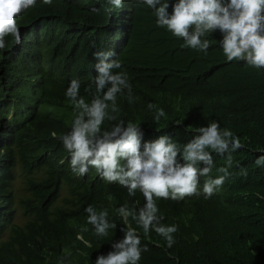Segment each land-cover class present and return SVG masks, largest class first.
<instances>
[{
	"label": "trees",
	"instance_id": "obj_1",
	"mask_svg": "<svg viewBox=\"0 0 264 264\" xmlns=\"http://www.w3.org/2000/svg\"><path fill=\"white\" fill-rule=\"evenodd\" d=\"M176 2L169 0V15ZM115 9L109 0H52L51 5L37 0L17 17L21 43L9 36L0 49V264H95L123 238L125 225L116 209L125 203L138 209L145 203L139 190L130 197L124 187L94 181L92 187L80 186L66 168L60 176L53 173L56 158L64 154L52 134L61 136L76 115L66 90L78 79L80 95L91 100L96 51L114 52L111 59L122 65L114 71L128 75L132 100L126 90L118 95L117 115L139 125L141 150L165 135L187 144L196 135L193 129L213 120L244 145L232 152L230 175L211 198L202 193V177L200 195L157 200L162 223L178 226L172 248L154 230L145 236L129 217L141 247L148 249L139 264H264V166L255 164L264 154V69L227 61L219 30L206 37L211 46L205 55L182 47L183 39L158 27L146 4L124 0L117 10H126L124 14ZM150 103L166 116L156 121ZM108 122L106 129L116 121ZM9 126L11 133L5 131ZM3 134L8 140L1 143ZM212 155L210 176L215 178L222 175L217 169L226 166V159ZM177 159L183 162L181 156ZM18 175L19 189L14 187ZM89 205L107 209L109 222L116 223L107 237L96 236L87 223ZM71 218L83 227L70 223ZM87 248L86 257L79 256Z\"/></svg>",
	"mask_w": 264,
	"mask_h": 264
},
{
	"label": "clouds",
	"instance_id": "obj_2",
	"mask_svg": "<svg viewBox=\"0 0 264 264\" xmlns=\"http://www.w3.org/2000/svg\"><path fill=\"white\" fill-rule=\"evenodd\" d=\"M132 1L151 8L157 26L183 39L182 47L206 55L211 46L206 37L219 30L223 34L220 43L227 61H243L248 66L264 69V0H177L172 5L171 15L168 12L169 0ZM36 2L0 0V49L6 48L9 36L16 44L21 43L17 17L34 7ZM42 2L52 4V0ZM109 2L117 8L115 12L126 11H117L124 6V0ZM93 55L99 62L95 65L97 75L91 100L87 101L80 95L78 79H72L66 90V97L74 106L76 115L69 126L62 129L61 136L52 134L64 154L57 158L53 173L60 176L66 168L80 186L92 187L91 182L94 181L124 187L130 197L135 196L137 190L143 194L145 203L142 207L130 208L125 203L116 209L125 225L123 238L112 243V250L99 255L95 261V264H139L142 253L148 249L146 245L141 247V237L128 223L129 217L142 228L145 236L154 230L166 241L167 248H172L176 243L174 234L178 226L162 223L157 200L180 201L200 195L202 177L206 178L202 193L206 199L211 198L230 175L229 169L234 163L232 152L244 145L231 130L221 128L220 123L213 120L207 126L193 129L191 133L196 135L187 144L180 145L165 135L144 143L141 150L139 125L118 119L117 115L118 95H123L126 90L129 101L132 100V86L127 73L114 71L122 67L117 59H111L114 52L96 51ZM85 91H90V88ZM148 108L156 106L150 103ZM165 116L162 108H156V121ZM108 121L116 122L106 129ZM213 152L226 159V166L217 169L222 175L215 178L210 176L214 165ZM178 155L182 157V163L178 161ZM201 163L204 165L202 168ZM255 164L264 166V154L256 159ZM21 186L22 179L18 175L14 187L19 189ZM85 211L87 223L93 226L96 236L107 237L110 230L116 229V223L109 222L107 209L98 211L89 205ZM84 243L91 247L88 241ZM87 250L79 251V256L85 257Z\"/></svg>",
	"mask_w": 264,
	"mask_h": 264
},
{
	"label": "bare ground",
	"instance_id": "obj_3",
	"mask_svg": "<svg viewBox=\"0 0 264 264\" xmlns=\"http://www.w3.org/2000/svg\"><path fill=\"white\" fill-rule=\"evenodd\" d=\"M120 12H121V11H120ZM120 14H124V13L121 12ZM120 16H122V15H120ZM125 22H126V19L122 20L121 23H123V25H124ZM126 32H127V29L125 28V30L122 31V35H124ZM124 38H125V37H124ZM145 75H146V74H145ZM2 85H3V84H2ZM140 88H142V87H140ZM21 93H22V92H21ZM179 94H180V93H179ZM53 98H55V97L53 96ZM53 98H52V99H53ZM32 99L34 100V102H36L35 99H34L33 97H32ZM52 99H51V100H52ZM57 99H58V97H57ZM15 101H16V100H15ZM58 101H59V100H58ZM11 102H12V100H11ZM16 102H17V101H16ZM34 102H33V103H34ZM65 102H66V101H65ZM186 102H187V101H186ZM17 103H18V102H17ZM31 103H32V101H31ZM57 103H58V102H57ZM59 103H61V101H60ZM51 104H52V106H53V104H56V103H55V100H54V103L51 102ZM7 105H10V103L8 102ZM13 105H14V104H13ZM1 107H3V106H1ZM4 107H6V106L4 105ZM4 107H3V109H4ZM15 107H16V106H15ZM22 107H23V106H22ZM132 107H133V106H132ZM6 108H7V107H6ZM8 108H9V107H8ZM13 111H15V110H13ZM27 111H29L28 108H26V109H24V110L22 109L21 114H20V117L24 116V114H25ZM17 113H18V112H17ZM19 113H20V112H19ZM16 115H18V114H16ZM16 115H15V116H16ZM34 115H35V114H34ZM14 118H15V117H14ZM29 118H30V117H29ZM12 119H13V118H12ZM15 120H16V119H15ZM26 121H28V120L26 119ZM12 122H13V120H12ZM24 122H25V121H24ZM7 125H8V123H7ZM10 125H11V124H10ZM13 126H15V125H13ZM11 127H12V126H11ZM11 127H10V126L7 127V129H5V131H8L9 133H11V130H12ZM13 128H14V127H13ZM244 128H245V127H244ZM251 128H252V127H251ZM249 130H250V129H249ZM12 131H14V130H12ZM245 131H246V129H245ZM255 131H256V130H255ZM5 133H6V132H5ZM9 133H8V134H9ZM8 134H7V135H8ZM4 135H5V134H3V136H4ZM0 139H1V138H0ZM11 139H12V138H11ZM7 140H8V138H7L6 135H5V137H3L1 143H2V142H7ZM185 140H186V139H185ZM9 141H10V140H9ZM17 150H19V149L17 148ZM3 151H4V149H3ZM19 151H20V150H19ZM17 153H18V152H17ZM18 154H19V153H18ZM21 154H22V153H21ZM52 155H53V154H52ZM259 156H260V155H259ZM259 156H258V157H259ZM18 157H20V156H17V159H18ZM50 157H51V155H50ZM50 157H48V158H50ZM55 158H56V157H55ZM256 158H257V157H256ZM19 159H20V158H19ZM19 159H18V160H19ZM54 160H55V159H54ZM56 160H57V158H56ZM253 160H255V159H253ZM47 161H50V160L48 159ZM55 162H56V161H55ZM17 163H18V161H17ZM17 163L15 162V164H17ZM252 163H253V162H252ZM19 165H20V162H19ZM17 166H18V165H17ZM17 166H16V167H17ZM249 168H250V167H249ZM40 181H41V179H40ZM63 190H64V189H63ZM66 190H67V189H66ZM66 192H67V191H66ZM65 195H67V194H64V196H65ZM68 197H69V196H68ZM60 198H61V197H60ZM64 198H66V197H64ZM61 203H63V202H61ZM60 205H61V204H60ZM55 206H56V205H55ZM55 206H54V208H55ZM53 210H54V209H53ZM53 210H52V211H53ZM0 212L3 213V211H0ZM39 212H40V210H39ZM54 212H55V211H54ZM5 214H6V213H5ZM5 216H6V215H5ZM5 216H4V217H5ZM55 218H56V217H55ZM67 219H68V218H67ZM84 219H85V218H84ZM69 220H70V221L72 220V222H70V223H74V222H73V218H71V219H69ZM74 221H75V220H74ZM64 222H65V221H64ZM67 223H68V222H65V226H67V225H66ZM74 225H77V226H78L77 223H74ZM80 225H81V224H80ZM68 226H69V225H68ZM72 226H73V225H72ZM77 226H75V228H77ZM73 227H74V226H73ZM73 227H71V228H73ZM80 227H83V226H80ZM80 227L78 226V228H80ZM75 228H74V229H75ZM68 229H69V228H68ZM78 230H79V229H78ZM82 230H84V229H82ZM82 230H81V231H82ZM81 231H79V232H81ZM78 234H79V233H78ZM62 235H63V234H62ZM117 235H118V234H117ZM232 235H233V234H232ZM77 236H78V235H77ZM120 236H121V235H120ZM194 237H195V236H194ZM88 239H89V238H88ZM7 242H8V241H7ZM62 243H63V242H62ZM76 244H77V243H76ZM226 246H227V245H226ZM66 247H67V248H66V250H67L69 246L66 245ZM75 248H76V247H75ZM77 248H78V247H77ZM61 249H62V248H61ZM66 250H65V253H66ZM70 250H71V249H70ZM70 250L68 251L69 253H70ZM218 250H219V249H218ZM66 254H67V253H66ZM70 254H71V253H70ZM226 254L228 255V252H227ZM85 257H86V256H85ZM68 258H69V257H68ZM70 259H71V258H70ZM74 259H75V258H74ZM93 260H94V259H93ZM76 263H77V262H76ZM73 264H75V263L73 262Z\"/></svg>",
	"mask_w": 264,
	"mask_h": 264
},
{
	"label": "rangeland",
	"instance_id": "obj_4",
	"mask_svg": "<svg viewBox=\"0 0 264 264\" xmlns=\"http://www.w3.org/2000/svg\"><path fill=\"white\" fill-rule=\"evenodd\" d=\"M17 184H19V180L17 181Z\"/></svg>",
	"mask_w": 264,
	"mask_h": 264
}]
</instances>
